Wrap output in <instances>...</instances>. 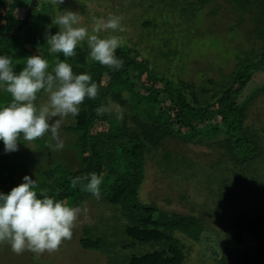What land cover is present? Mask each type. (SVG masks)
Instances as JSON below:
<instances>
[{"label":"trees","instance_id":"16d2710c","mask_svg":"<svg viewBox=\"0 0 264 264\" xmlns=\"http://www.w3.org/2000/svg\"><path fill=\"white\" fill-rule=\"evenodd\" d=\"M29 2L0 0V31L13 30ZM72 3L85 4L84 0H71L57 9L49 0H37L16 34L0 36V55L12 57L15 73L25 67L29 56L48 60L49 71L57 60H65L62 53L50 54L45 34L59 31L52 19L70 10ZM157 4L168 17L176 19L172 29L178 31L161 35L159 31H144L157 29L156 18H148ZM120 9L131 18L140 16L138 24H132L140 30L137 39L144 41L146 48L124 41L115 53L123 60V67L113 70L92 61L87 42H81L77 55L66 62L74 74L91 75L99 87L97 98L86 97L79 114L62 125L69 137L63 138L65 146L61 150L54 149L50 133L32 144L21 137L18 147L25 152L22 157L18 151L6 153L0 141V193L8 194L28 175L37 181L38 198H43L40 190L45 189L49 196L69 206L83 208L96 202L97 220L81 226L77 243L83 250L103 254L106 264H184L188 246L179 234L198 240L205 230L203 214L163 209L154 201L140 198L146 164L153 162L164 175L196 178L199 185L204 184L209 189L205 197H214L210 201L217 218L240 195L250 197L249 203L259 200L261 213L241 211L228 219L226 231L232 244H241L247 237L259 240L238 253L224 250L214 259L216 264H264V121L248 120V109L255 96L264 93V82L244 92L253 73L264 69V0H121ZM200 13L210 21H216L217 16L218 20L234 19L230 27L242 24L247 38L240 41L228 72H222L220 66L217 77L204 72L194 81L183 77L187 73L186 43L182 39L178 42L175 33L183 34ZM147 32L160 41L148 44ZM42 98H47L43 91L37 94V100ZM10 101L11 96L0 89V107ZM102 106L111 111L98 116L96 109ZM117 110L122 112V120L116 118ZM168 138L202 145L217 152L218 157L210 163L196 164L190 156L166 147ZM34 149H40L43 160H29ZM91 173L102 177L99 200L82 192L80 185L71 186L75 177ZM180 196L183 201L189 200L187 193Z\"/></svg>","mask_w":264,"mask_h":264},{"label":"clouds","instance_id":"9594fccd","mask_svg":"<svg viewBox=\"0 0 264 264\" xmlns=\"http://www.w3.org/2000/svg\"><path fill=\"white\" fill-rule=\"evenodd\" d=\"M54 8L64 0H49ZM81 15L65 10L52 19L59 31L54 35L45 34L50 54L62 53L65 60H57L49 71L48 60L40 55L27 57L25 67L17 74L13 71V59L0 55V89L11 96V101L0 107V141L4 151L11 153L19 150L18 144L32 142L51 134L55 141L54 149L61 150L65 142L60 129L68 116L75 117L85 98L95 99L99 87L88 73L74 74L67 58L77 55V46L86 41L90 49L89 58L113 70L123 67V60L116 57V50L123 46L124 40L117 35L101 37L100 33L124 32L122 17L109 14L107 19L94 18L91 32L79 26ZM47 94L46 102L37 105V94ZM111 111L103 106L96 114ZM53 118H56L53 120ZM118 120L123 119L119 110ZM87 181V183H85ZM102 177L96 173L71 181V186L80 185L82 192L90 193L95 199L101 198ZM37 181L25 175L23 182L11 189L8 194L0 193V244H8L11 250L20 255L30 251L36 255L59 250L65 240H70L73 228L80 215L87 214V207L69 206L63 200H56L41 189L43 198L37 197Z\"/></svg>","mask_w":264,"mask_h":264},{"label":"rangeland","instance_id":"374dc122","mask_svg":"<svg viewBox=\"0 0 264 264\" xmlns=\"http://www.w3.org/2000/svg\"><path fill=\"white\" fill-rule=\"evenodd\" d=\"M70 1L64 0V2ZM84 2L83 6H78L75 3L70 5V11L81 15L79 26H84L91 32L94 18L103 17L107 19L109 14L118 15L122 17V25L126 28V31L100 33L101 37L117 35L126 43L132 44L137 42L141 48H146L144 41L138 42L137 31L140 30L134 25L138 24L140 16L134 15L131 18L130 15H127L124 10L120 9L121 0H84ZM83 10L86 11L87 16L83 14ZM163 10L164 8L160 4L152 7L148 13V18H156L157 29H144V31H159L160 35L162 32H165L162 34H166L169 31H178L177 29H172L176 23V19L168 17ZM217 18L218 16L216 17V21H210V19L200 13L192 19L188 25V30L185 29L181 35L175 33V38H177L178 42L182 39L186 43L183 48L187 54V57L185 56L187 73L183 74V77L198 81L200 80V74L204 72L206 75L217 77L216 71H218L220 66H223L222 72L224 73L231 69L235 55L240 50V41L247 38V31H245L242 24H235V28H231L230 25L235 22L234 19L218 20L220 17ZM133 21L134 24H132ZM184 27L186 28V25ZM186 31H189V33ZM158 40L156 36L148 35L147 32L145 41L148 44L151 46L156 45ZM174 42L177 43L176 41ZM177 45L179 44L177 43ZM262 82H264V69L253 73L244 92H250ZM46 99H39L36 101V104L40 105L46 102ZM55 119L53 118V120ZM248 120L255 123L264 121V93L255 96L248 109ZM72 121V117L68 116L65 118L63 124L71 123ZM60 134L62 138L66 139L69 137V133L62 131V128L60 129ZM27 143L32 144L31 142ZM165 145L173 151L190 156L196 164L210 163L218 157L217 152L207 149L202 145L184 144L172 138H168ZM39 151L40 149H34L30 151L29 156L27 155L32 163L44 159ZM17 155L22 157L25 155V152L21 153L18 150ZM139 192V196L143 201H154L163 209L182 213L193 212L194 214H203L205 230L198 240H193L179 234L188 246L184 264H216L214 255H220L224 250L238 253L243 249L253 247L259 240L258 238L247 237L243 243L236 245L226 238L228 219L237 217L243 210L251 213L256 211L261 213L259 200L249 203L250 197L245 199L244 195H240L235 202L227 206L226 212L220 214V217L217 218L216 215L212 214L211 201L214 197L206 198L209 189L204 184L199 185L196 182V178L190 177L186 180L164 175L153 162L146 164L145 177ZM182 193H187L189 200L183 201L180 198ZM86 207L88 209L87 214L84 215L82 213L78 218L73 228L72 238L63 241L58 251L53 253L45 252L38 256L26 250L22 254L17 255L11 250L10 245L6 243L0 244V264H106L103 254L94 250H83L77 243L81 226L86 223L93 224L97 220L99 206L96 205V202L91 201L86 204ZM99 210L103 212L104 209L100 208ZM105 216H109L108 211H105ZM98 223L100 225L103 224L101 220ZM108 226H111V224H108Z\"/></svg>","mask_w":264,"mask_h":264},{"label":"water","instance_id":"95a60500","mask_svg":"<svg viewBox=\"0 0 264 264\" xmlns=\"http://www.w3.org/2000/svg\"><path fill=\"white\" fill-rule=\"evenodd\" d=\"M37 0H30L29 5L24 13V16L22 17L21 21L19 24L11 31H0V36L1 37H11L14 34H16L26 23L27 19L29 18Z\"/></svg>","mask_w":264,"mask_h":264}]
</instances>
